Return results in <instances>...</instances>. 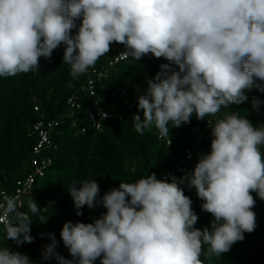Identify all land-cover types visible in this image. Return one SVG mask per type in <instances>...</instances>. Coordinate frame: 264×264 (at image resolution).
Instances as JSON below:
<instances>
[{
	"label": "clouds",
	"instance_id": "1",
	"mask_svg": "<svg viewBox=\"0 0 264 264\" xmlns=\"http://www.w3.org/2000/svg\"><path fill=\"white\" fill-rule=\"evenodd\" d=\"M113 42L125 46L124 59L139 61L150 53L167 61L138 97L143 119H131L140 135L155 128L167 138L193 116L216 117L247 101L246 91L264 92V0H0V77L40 71L39 58L50 60L63 44V64L76 80ZM251 103L256 109L261 100ZM209 122L211 152L179 182L171 174L169 182L148 173L102 196L96 179L69 187L77 216L85 206L106 211L91 223L63 224L60 236L71 260L55 251L54 233H48L51 243L42 258L55 257L59 264H94L98 258L100 264H204L201 256L220 258L243 241L257 226L251 193L264 200V126L239 111ZM184 181L213 217L210 226L195 227L198 215L180 187ZM0 208L16 211L12 199ZM29 209L33 215L42 210L33 199ZM47 220L38 216L41 224ZM31 222L18 214L6 226V239L32 243ZM0 264L33 261L2 247Z\"/></svg>",
	"mask_w": 264,
	"mask_h": 264
},
{
	"label": "trees",
	"instance_id": "2",
	"mask_svg": "<svg viewBox=\"0 0 264 264\" xmlns=\"http://www.w3.org/2000/svg\"><path fill=\"white\" fill-rule=\"evenodd\" d=\"M75 23L78 27L80 20L77 19ZM76 31L73 29L72 35ZM124 49L123 44L113 42L106 56L101 57L94 67L76 80L71 78L69 66L63 64V44L53 51L50 60L39 58L40 71L0 77V190L12 192L16 181L31 172L30 154L38 141L33 128L35 123L39 119L59 118L67 112L69 96L86 84L91 71L107 67L109 60ZM162 63L167 61L154 58L149 53L139 61L129 58L110 68L109 77L104 79L110 89L99 91L95 96L100 98L105 111L113 113L112 118L102 120L101 130L92 127L87 118L90 104L79 95L81 108L75 109L76 117H81L78 122L86 131L72 128L73 119L68 118L53 127L52 145L40 154L50 159L51 165L45 176L37 179L34 195L38 207L42 209L45 206V211L33 215L29 207L27 209L28 219L32 221L30 234L34 238L33 242L18 246L16 241L7 240L5 232L0 229V248L9 247L12 251L26 254L33 264H59L55 257L50 260L42 258V251L51 243L48 233H54L57 242L55 251L71 260L72 256L60 236L63 224L66 221L91 223L106 209L102 206L88 209L85 206L80 209L82 215L77 216L69 187L79 188L84 180L96 179L102 196L106 192V183L119 187L120 182H134L148 173H155L160 179L176 166L186 149L196 145L200 152L186 162L188 172L185 174H189L198 163V158L211 152V127L207 128L205 124L208 119L215 122L226 111H239L254 126H264V92L253 89L246 91L248 100L244 103L230 105L229 109H222L216 117L203 121L193 116L190 123L172 128L171 136L167 138H160L155 128L146 130L143 135L137 134L131 118L133 114H139L143 119V112L137 109L138 97L147 87V78L154 77ZM113 93L116 95L112 96ZM253 97L261 100L256 109L251 103ZM35 106H38V110ZM167 139H172L170 147ZM261 147L264 150V146ZM185 174L174 176L179 182ZM167 180L170 182V177ZM180 187L192 200V209L198 215L195 227L203 229L210 226L213 217L210 213H201L203 202L197 197L195 188L190 187L187 181L180 183ZM251 195L256 200L252 209L256 214L255 230L245 232L243 241L234 243L230 251L220 258L213 257L209 261L201 256L204 264H264V200L255 192ZM50 200H54L55 204H49ZM39 215L49 219L41 224ZM94 264H100V259Z\"/></svg>",
	"mask_w": 264,
	"mask_h": 264
},
{
	"label": "built area",
	"instance_id": "3",
	"mask_svg": "<svg viewBox=\"0 0 264 264\" xmlns=\"http://www.w3.org/2000/svg\"><path fill=\"white\" fill-rule=\"evenodd\" d=\"M124 49L122 52H124ZM120 52V53H122ZM120 53L115 55L113 59H110L108 62V66L101 69H93L88 76L87 82L85 85L79 87L78 92H74L68 98V110L59 118L53 119H39L35 125L34 129L37 132L38 141L35 144L33 151L31 152V172L27 174V176L19 178L16 181V184L13 187V191L9 192L4 189L0 190V205H5L9 199H12L16 205V211L11 214H6L3 208H0V229L3 230L6 234V226L9 222H16V218L18 214H24L27 218H29V213L27 209L29 207V201L34 199L35 189L37 188L36 181L38 178H42L45 176V172L47 168L51 165V160L41 157L40 154L48 147L52 145L51 133L53 127L58 124L64 122L66 119L71 118L73 121L71 122L72 128H79L82 132L86 131L84 126H81L78 122L81 120V117H76L75 109L81 108L80 96L85 97L86 101L90 104L87 109V118L92 123V127L97 130L102 129V120L105 119L104 113L107 114V118H112L113 113L107 112L101 106L100 98H96L95 96L99 91L106 90L108 91L110 88L107 83L104 82V79L109 77L110 68L115 67L116 64L120 61L125 60ZM131 58V57H129ZM119 90V89H118ZM116 95L113 93L112 96ZM138 102V100H137ZM35 109L38 110V106H35ZM78 119V120H77ZM211 120V119H209ZM207 121L205 126L207 128L211 127V124ZM212 121V120H211ZM213 122V121H212ZM199 129V128H197ZM168 144V139H167ZM200 150H198L197 146L190 147L186 149L183 156H181V160L176 164V166L169 172L162 175L160 179L167 180L171 175L185 174L188 172V167L186 162L192 158L195 154H198ZM113 188L112 185L109 186V183H106L105 190L106 192ZM49 204H55L54 200H50ZM45 206L42 207V212L45 211ZM195 212V210H193ZM202 214L205 211L201 212Z\"/></svg>",
	"mask_w": 264,
	"mask_h": 264
},
{
	"label": "rangeland",
	"instance_id": "4",
	"mask_svg": "<svg viewBox=\"0 0 264 264\" xmlns=\"http://www.w3.org/2000/svg\"><path fill=\"white\" fill-rule=\"evenodd\" d=\"M39 186H42V184H41V183H39Z\"/></svg>",
	"mask_w": 264,
	"mask_h": 264
}]
</instances>
